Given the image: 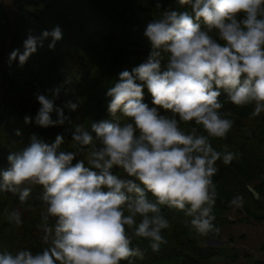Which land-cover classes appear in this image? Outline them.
Returning a JSON list of instances; mask_svg holds the SVG:
<instances>
[{
    "label": "clouds",
    "instance_id": "9594fccd",
    "mask_svg": "<svg viewBox=\"0 0 264 264\" xmlns=\"http://www.w3.org/2000/svg\"><path fill=\"white\" fill-rule=\"evenodd\" d=\"M177 4L147 23L146 59L119 72L106 89L109 118L90 127L74 124L56 106L60 87L36 94L40 107L24 122L71 125V149L62 147L61 134L51 143L33 135L28 146L8 155L0 193L26 204L41 189L36 229L42 247L0 250V264H136L144 253L134 240L148 241L153 252L167 244L165 207L189 217L197 235L219 234L213 212L217 162L228 165L237 153L217 151L210 138H226L234 124L230 113L221 112L222 96L238 108L251 106L253 118L264 113V0ZM155 8L162 9V0H155ZM63 36L59 25L39 37L29 34L23 52L9 54V66L18 61L22 67L48 38L54 50ZM145 89L151 105L144 102ZM79 103L64 107L76 111ZM243 202L237 195L229 203L242 208ZM7 220L23 223L19 210Z\"/></svg>",
    "mask_w": 264,
    "mask_h": 264
},
{
    "label": "trees",
    "instance_id": "16d2710c",
    "mask_svg": "<svg viewBox=\"0 0 264 264\" xmlns=\"http://www.w3.org/2000/svg\"><path fill=\"white\" fill-rule=\"evenodd\" d=\"M16 9L12 22L0 0V168H7V157L28 146L31 137L51 143L58 134L65 138L62 147L71 149V125L41 128L34 122L26 124L25 116L35 117L40 107L36 94L60 87L55 103L63 107L74 124L90 127L93 120L107 119L106 89L122 70H131L143 62L150 45L143 36L148 22L159 18L163 9L178 8L177 0H162V9L155 8V0H10ZM33 7L29 10L27 7ZM59 25L64 33L54 50L48 48L51 38L38 47L21 67L18 61L8 64L9 54L19 49L29 34L39 37L44 30ZM62 86V87H61ZM151 95L145 89L144 102L151 105ZM223 113L234 121L226 138H210L220 152L237 153V159L225 165L217 162L214 177L217 199L213 209L214 223L220 229L233 223L229 218L234 206L230 201L243 196V221L260 223L264 220V113L251 117L252 107L238 108L221 97ZM69 101L80 102L76 111L64 107ZM162 114L163 111H162ZM53 113V119H55ZM188 130L191 125H182ZM19 130L20 135H17ZM81 157H77L80 159ZM75 163V160L73 161ZM119 173L118 169H114ZM259 193L254 196L253 191ZM41 189H34L26 204L17 195L0 193V250L42 247L36 225L40 222ZM19 210L23 223L16 226L7 220L8 214ZM170 222L163 235L167 244L153 252L148 241L134 240L144 253L136 264H202L218 254L198 244L201 240L218 237L199 236L189 227V217L175 209H162ZM220 252V251H219ZM233 255L231 259H235ZM127 264V262H122Z\"/></svg>",
    "mask_w": 264,
    "mask_h": 264
},
{
    "label": "crops",
    "instance_id": "0c3cea01",
    "mask_svg": "<svg viewBox=\"0 0 264 264\" xmlns=\"http://www.w3.org/2000/svg\"><path fill=\"white\" fill-rule=\"evenodd\" d=\"M3 4L8 5L6 8L13 6L10 0ZM234 210L238 208L234 206ZM236 214L231 218L233 223L223 224L220 229L221 251L202 264H264V221H243V214ZM233 255L235 259H231Z\"/></svg>",
    "mask_w": 264,
    "mask_h": 264
},
{
    "label": "rangeland",
    "instance_id": "374dc122",
    "mask_svg": "<svg viewBox=\"0 0 264 264\" xmlns=\"http://www.w3.org/2000/svg\"><path fill=\"white\" fill-rule=\"evenodd\" d=\"M3 2L5 3V0H3ZM8 6L7 4H4V7L6 9V12H7V15L8 17L10 18L11 20V25H12V22L15 20V16L17 14L16 12V9L11 6V8L7 7ZM29 10L33 9V7H27ZM13 26V25H12ZM232 212H230V215H229V218H236L237 216V211L234 210V207L232 208L231 210ZM264 221V220H263ZM220 238V234L218 235V237L216 238H213V239H208V240H201L198 242V244H201L203 247H206L208 249V251L211 253L212 251H221V246H223L221 243H218L220 240H218Z\"/></svg>",
    "mask_w": 264,
    "mask_h": 264
}]
</instances>
